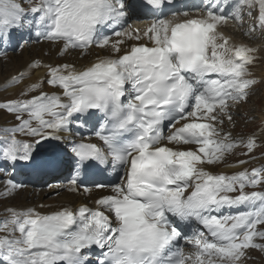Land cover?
Listing matches in <instances>:
<instances>
[{
	"label": "snow or ice",
	"instance_id": "snow-or-ice-1",
	"mask_svg": "<svg viewBox=\"0 0 264 264\" xmlns=\"http://www.w3.org/2000/svg\"><path fill=\"white\" fill-rule=\"evenodd\" d=\"M175 2L0 0V56L41 43L59 58L106 53L81 67L33 59L10 78L20 90L0 100L12 121L0 127V163L64 170L67 183L56 187L71 194H90L89 184L109 193L95 207H8L0 264H247L252 251L264 253V166L210 170L241 148L248 159L226 166L250 164L264 146V120L246 136L232 131L238 115L248 122L239 110L260 83V48L221 31L256 10L244 35L264 36V0L166 12ZM36 71L46 78L32 82ZM5 183L6 198L24 187Z\"/></svg>",
	"mask_w": 264,
	"mask_h": 264
},
{
	"label": "bare ground",
	"instance_id": "bare-ground-1",
	"mask_svg": "<svg viewBox=\"0 0 264 264\" xmlns=\"http://www.w3.org/2000/svg\"><path fill=\"white\" fill-rule=\"evenodd\" d=\"M245 32L246 31L240 29L237 32V35L242 34L243 36H245L244 35ZM30 53L33 56H35L32 58V60L35 58H38L39 60H42L44 62L53 63V64H59V63L64 62L65 60H68L69 62L75 63L77 65V67H81V66L88 64L91 61V58L95 56V49L92 50L91 55H87L83 58H78L75 55L71 56V57L58 58L56 51L53 49H50L48 45H45V46H43V45L28 46V47H25V49L23 50V55L21 57H19L18 60L16 61V63L12 66V68L14 70L13 73L6 76L4 79H6L7 77H9V79H10L13 75L18 73L19 71H22L25 68V66L29 63L28 54H30ZM46 53L50 54V56L49 57L45 56ZM5 68H7V66ZM46 75L47 74L44 71H36L32 75L31 81L34 82V81L39 80L41 78H46ZM261 77L264 78V71L262 72ZM4 79L0 77L1 81H4ZM28 82H30V81H25V83H28ZM7 84H8V82H7ZM19 90H20L19 88H8V85L4 84L0 87V93H2V95H0V97H7V99H12V98H14L15 94L19 92ZM44 91L51 92V91H53V89H50L47 87V85H45ZM0 100H5V99L0 98ZM256 103H257V100H256ZM263 105H264V97H263ZM10 122H12L10 117H8L6 114L0 113V127L5 126L6 124H8ZM239 127H240V125H239ZM66 137H67V139L72 138V137H68L67 134H66ZM262 164H264V157L255 158V160H253L250 164L243 165L240 168L225 167L224 169H222L218 172L231 174L233 172L240 171L245 167L248 168L249 165L251 167H254L253 165H255L256 167H259ZM5 166L6 167L10 166V168L12 170V172L10 173V175H8V177H15V175H14L15 169H12L11 165H9V164H5ZM210 170L212 172L216 173V171L214 170L213 167H211ZM0 176H3V174H0ZM22 181L24 183V188H21V191L24 190V195L22 194V196H21V192H19L17 194V191L15 190L14 194L10 198H7V200L5 199V202H3V206L0 208V220L6 218L7 213L5 210L8 207H15V208L36 207V208H38L39 211H42V212L55 211L61 205H67V206H71V207L75 208V207H78L79 205L89 204L90 206L95 207V204H94L95 199L99 198L102 195L109 194L108 190H106V189L94 188L90 194H86V195H88V197L83 195L84 194L83 191H81V194H71V193H68L66 191V195L62 194L57 199H53V198L46 197V196H49L48 193L40 192L38 195L39 200L36 202L35 205H33L32 202H29L27 200H29L35 196V193H36L35 190H37V189H31L32 184L29 182L27 183L28 177L23 178ZM3 187L7 188L6 186H4V184H3ZM248 190L250 191L251 189H248ZM19 195L21 196V198H20L21 200H16L15 198ZM14 196H15V198H14ZM45 198H48V199L45 200ZM39 203H43L46 207L42 208V209L39 208V206H38ZM48 206H50V207H48Z\"/></svg>",
	"mask_w": 264,
	"mask_h": 264
},
{
	"label": "rangeland",
	"instance_id": "rangeland-1",
	"mask_svg": "<svg viewBox=\"0 0 264 264\" xmlns=\"http://www.w3.org/2000/svg\"><path fill=\"white\" fill-rule=\"evenodd\" d=\"M242 23H243V26H245L247 28L252 26L253 25V17H249L246 15V18L244 17V20ZM225 28H227V30H228L229 24H227L225 26ZM256 36L259 38L252 40V41H254L255 43H257L259 45V47L261 48V51L258 53V59H257L256 64L252 70L255 73V78L258 79L260 81V83H258L256 85V87L254 89V95L251 97L250 102L247 105H242L240 110H239L241 115H244L247 117L248 122L246 123L245 119H243L241 122H239L238 125L236 124L235 130H234V132L236 134L246 135L249 132L256 131L257 127L260 125L261 121L264 119V115H262V114H264V105H263L264 78L261 77V74L264 71V41L262 42L260 40L261 36L258 33L256 34ZM22 55H23V52H20L19 55L13 56L14 59H10L9 61H6V62H0V77L1 78L4 79L6 76L13 73L14 70H13L12 66L16 63L18 58L21 57ZM6 66H7V68H5ZM2 82L3 81L0 80V83H2ZM256 100H257V103H256ZM253 116L256 117L255 122H252ZM239 117H240V115L237 116V119ZM239 125H240V127H239ZM227 130H229V129L226 125L225 131H227ZM242 151H244V149H242V148L238 149L236 154H233L231 156L232 157H238V158L245 157V156L239 155V152H242ZM252 155L254 157H258V158L263 157L264 156V146L258 147ZM3 172L7 175L9 173V170L5 169V170H3ZM7 180H8V178H6V177H0V208L3 206V202H5V199L7 200V198L4 195L6 188L3 187L4 182H6ZM16 191H19V189H17ZM22 194L24 195V190L21 191V196H22ZM52 194H54V192L49 194L50 197H48V196H46V197L51 198ZM21 196L19 195L15 199L21 200L20 199ZM48 198H45V200ZM38 200H39V198H38V196H36V193H35V196L32 197L31 199L27 200V201L32 202L33 205H35ZM256 256L258 258H261V260L262 259L264 260V253L256 251Z\"/></svg>",
	"mask_w": 264,
	"mask_h": 264
}]
</instances>
